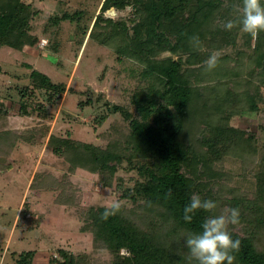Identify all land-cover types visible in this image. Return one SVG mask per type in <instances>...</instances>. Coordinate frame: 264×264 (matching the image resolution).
Listing matches in <instances>:
<instances>
[{
    "label": "trees",
    "instance_id": "trees-1",
    "mask_svg": "<svg viewBox=\"0 0 264 264\" xmlns=\"http://www.w3.org/2000/svg\"><path fill=\"white\" fill-rule=\"evenodd\" d=\"M241 4L242 0H104L89 36L110 46L118 61H132L127 74L138 84L132 102L139 115L121 104L105 103L110 112L123 114L129 130L120 131L106 145L50 133L49 127L0 130V156L6 157L21 139L41 144L48 137L47 146L65 160L68 171L61 177L37 171L30 187L57 192V202L79 206L71 175L80 169L98 175L103 189L116 187L121 192L120 211L106 221L101 213L109 204L79 209L80 229L92 234L93 248L111 254L109 262L61 247L52 264H190L185 238L226 207L240 211V223L229 226L233 239L241 240L234 264H264V31L253 39L239 27H223L239 18L235 6ZM128 7L129 16L105 15L111 8ZM81 12L50 16L46 24L50 28L65 19L75 21ZM41 13L33 1L0 0V49L21 51L37 44L41 37L34 22ZM88 28L82 27L83 37ZM193 36L199 37L198 47L190 42ZM228 46L237 49L226 52ZM214 51H221L218 65L206 71L204 61ZM166 52L171 55L163 57ZM31 79L32 87L45 90L52 103L68 89L38 69L32 70ZM29 88L21 91L24 114L38 109L31 110L25 99ZM89 102L91 98L81 105ZM40 107L47 118L48 109ZM252 113L259 115L257 130L235 124ZM107 118L103 113L98 121ZM228 162L238 163L241 171L228 168ZM122 169L134 172L129 181L119 175ZM248 175L254 178L252 188L236 182L238 176ZM169 189L171 198L165 199ZM194 193L217 202L218 208L211 213L201 210L187 223L183 208ZM23 209L27 214L26 201ZM35 254L36 250L23 251L15 262L34 264Z\"/></svg>",
    "mask_w": 264,
    "mask_h": 264
},
{
    "label": "rangeland",
    "instance_id": "rangeland-1",
    "mask_svg": "<svg viewBox=\"0 0 264 264\" xmlns=\"http://www.w3.org/2000/svg\"><path fill=\"white\" fill-rule=\"evenodd\" d=\"M26 1H33L43 9L34 22L35 33L41 38L35 45H25V51L10 46L0 49V130L49 127V132L100 145H106L120 131H128L129 121L121 112H110L105 103L121 104L139 115L132 102L138 84L127 74L132 61H118L110 46L89 36L104 0ZM76 10L83 11L81 18L65 19L59 26L48 28L50 16ZM130 10V7L111 8L105 15L124 17L130 15ZM85 25L89 28L83 37L81 29ZM238 41L241 44L243 37ZM236 49L228 46L225 51L233 53ZM168 55L171 53L166 52L163 57ZM33 69L49 75L53 82L66 84L67 91L57 102H50L45 90L32 87ZM24 87H30L25 99L31 110L38 108L30 114H24L20 107ZM88 98L91 102L81 105ZM42 105L48 109L47 118L40 113ZM103 113H108V118L100 123L98 119ZM234 122L257 130L259 115L247 114ZM47 140L48 137L41 144H28L21 139L11 156H0V264H16L18 255L29 250H36L35 264H52L54 257H60L61 247L76 253L87 251L107 263L111 254L106 249L93 248L92 234L80 229L83 221L79 209L83 205L119 201L121 192L116 187L103 189L98 175L82 169L71 175L79 206L57 202V192L31 188L28 182L37 171L59 177L68 171L65 160L47 146ZM226 164L236 172L241 171L236 162ZM133 174L124 169L119 172L125 181ZM252 179L249 175L238 176L236 182L252 188ZM25 201L29 207L27 214L22 211Z\"/></svg>",
    "mask_w": 264,
    "mask_h": 264
},
{
    "label": "clouds",
    "instance_id": "clouds-1",
    "mask_svg": "<svg viewBox=\"0 0 264 264\" xmlns=\"http://www.w3.org/2000/svg\"><path fill=\"white\" fill-rule=\"evenodd\" d=\"M239 13L237 20H228L223 24L226 30L239 27L244 33L258 38L259 33L264 31V4L261 0H242L241 5L235 6ZM190 42L198 47L199 37L193 36ZM219 62V53L212 52L204 61L206 71L215 69ZM171 189L165 193V199L171 198ZM218 208L217 202L212 199H202L199 194H192L190 202L183 208V219L187 223L193 221L194 215L203 210L213 212ZM121 209L119 201H112L101 213L102 220H108L115 216ZM240 223V211L235 207H226L219 215H210L204 219L199 232L190 233L184 240V246L188 249V258L196 264H234L239 252L241 240L233 239L229 231L230 225Z\"/></svg>",
    "mask_w": 264,
    "mask_h": 264
},
{
    "label": "crops",
    "instance_id": "crops-1",
    "mask_svg": "<svg viewBox=\"0 0 264 264\" xmlns=\"http://www.w3.org/2000/svg\"><path fill=\"white\" fill-rule=\"evenodd\" d=\"M23 51H25L24 49H23ZM15 129V128H14ZM18 130V129H17ZM52 132V130L50 131V133ZM33 178H34V176H32V178L29 180V182H28V184L29 185H31V183H32V181H33ZM34 264H35V261H34Z\"/></svg>",
    "mask_w": 264,
    "mask_h": 264
},
{
    "label": "built area",
    "instance_id": "built-area-1",
    "mask_svg": "<svg viewBox=\"0 0 264 264\" xmlns=\"http://www.w3.org/2000/svg\"><path fill=\"white\" fill-rule=\"evenodd\" d=\"M123 253H128V251L126 249H123Z\"/></svg>",
    "mask_w": 264,
    "mask_h": 264
}]
</instances>
